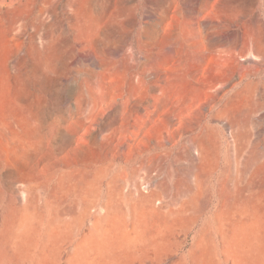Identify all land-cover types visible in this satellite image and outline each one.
Returning a JSON list of instances; mask_svg holds the SVG:
<instances>
[{"label":"rangeland","instance_id":"rangeland-1","mask_svg":"<svg viewBox=\"0 0 264 264\" xmlns=\"http://www.w3.org/2000/svg\"><path fill=\"white\" fill-rule=\"evenodd\" d=\"M168 2L0 0V264H264V0Z\"/></svg>","mask_w":264,"mask_h":264},{"label":"crops","instance_id":"crops-1","mask_svg":"<svg viewBox=\"0 0 264 264\" xmlns=\"http://www.w3.org/2000/svg\"><path fill=\"white\" fill-rule=\"evenodd\" d=\"M169 7L174 8L171 13L173 14H184L186 10L184 7H205L206 9L202 11L207 15H215L213 19L209 22L210 27H203L200 20H192L185 18H172L166 24L175 31L181 32H204V31H219L234 29L230 28V25H234L241 19L237 17L251 14H259V11L250 8L252 4L249 0H169ZM226 24V25H225ZM199 37V36H197ZM201 37H207L201 35Z\"/></svg>","mask_w":264,"mask_h":264}]
</instances>
